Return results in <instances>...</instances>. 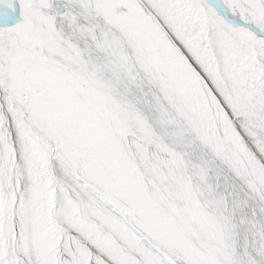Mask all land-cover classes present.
Here are the masks:
<instances>
[{
  "label": "snow or ice",
  "instance_id": "6c2138e0",
  "mask_svg": "<svg viewBox=\"0 0 264 264\" xmlns=\"http://www.w3.org/2000/svg\"><path fill=\"white\" fill-rule=\"evenodd\" d=\"M0 264H264V0H0Z\"/></svg>",
  "mask_w": 264,
  "mask_h": 264
}]
</instances>
